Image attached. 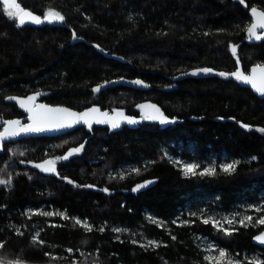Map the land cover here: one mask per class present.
Segmentation results:
<instances>
[{
	"label": "trees",
	"instance_id": "trees-1",
	"mask_svg": "<svg viewBox=\"0 0 264 264\" xmlns=\"http://www.w3.org/2000/svg\"><path fill=\"white\" fill-rule=\"evenodd\" d=\"M17 2L43 22L17 26L0 0L2 125L25 118L9 98L34 95V102L79 111L99 105L141 122L119 132L82 127L56 139L4 145L0 179L10 178L11 185H0V262L215 264L206 258L201 235L241 264H258L244 254L259 251L264 258V248L253 244L264 230L257 223L264 215V132L257 131L264 129V98L231 74L264 65V39L246 37L251 9L264 11V0ZM49 10L64 21L48 23ZM141 105H155L175 122L143 119L149 109ZM81 145L77 156L62 159ZM164 148L201 165L214 161L217 171L185 175ZM48 159L55 161V172L34 167ZM236 161L230 173L218 166ZM128 164L138 171L111 174ZM149 180L146 190L132 193ZM256 201H262L261 209L250 210L251 221H237L231 235L193 212L200 203L229 212ZM52 210L55 217L43 215Z\"/></svg>",
	"mask_w": 264,
	"mask_h": 264
},
{
	"label": "snow or ice",
	"instance_id": "snow-or-ice-1",
	"mask_svg": "<svg viewBox=\"0 0 264 264\" xmlns=\"http://www.w3.org/2000/svg\"><path fill=\"white\" fill-rule=\"evenodd\" d=\"M241 3H244V0H240ZM3 6L5 8L6 14L9 18H17L18 19V25L22 26L27 21H30L33 24H41L43 21L39 16L34 15L31 11H26L21 7V4L17 2V0H2ZM252 15L255 17V23L251 24L247 28V33L249 39H255V40H261L262 37L260 35H257L256 29H264V11L258 12L255 7L251 9ZM64 16L61 15L59 12L49 10L45 16L44 20H46L48 23H52L53 21L63 22ZM75 38V33L73 34ZM232 53L233 55L236 54V47H232ZM204 73H209L212 70L208 68H204L201 70ZM192 75H196V72L191 73ZM217 75L225 76V73H217ZM233 77H235L236 80L250 85L252 89H254L261 97H264V65H256L251 69L250 75H245L241 71H237L231 74ZM136 84H141L142 82L137 80L134 81ZM146 86V85H145ZM95 92H100L101 88L97 87L94 89ZM39 95V93L37 94ZM9 99H15L20 104L22 108L25 109L26 112H28V119L31 121V123L21 126L19 120H9L5 121V127L4 131L0 132V141H4L6 139L14 138L19 136L21 133H42L46 131H53V130H61V129H67L72 128L74 125L77 124H84L87 125L88 128L91 130L92 124H108L111 126L112 129H117L121 126V121H125L126 123L130 125H134L139 123V121L135 118L125 116V114L122 111H116L115 115L109 116L108 112H101L99 108L92 107L84 112H75L71 111L68 108L63 107H49L45 104H35L34 101L36 100V95L30 96L27 99H19V98H9ZM141 109H149V111L145 112L143 119L146 120H152V121H158L161 125L174 123V120H170L158 107L155 105H141ZM242 127H247L246 125H241ZM257 131L264 132V129H257ZM83 145H81L79 148L71 149L67 155L62 157V159L67 160L69 156H71L73 153H79L82 149ZM23 153H21L22 155ZM177 164H179V161H176ZM239 164V161L225 164L221 167V170L225 173H230L232 171H235L236 166ZM34 167L39 168L43 172H55V161L48 160L43 164H35ZM199 166L196 164H183L182 168L185 173V175L188 174H197L196 169ZM138 171V170H137ZM215 168H208L204 171L199 172V175H213L215 174ZM122 178V177H121ZM69 183H72V181H68ZM151 183V182H149ZM0 185H11V179H0ZM91 187V186H89ZM145 187L144 184L138 185L137 188H134L133 191L138 190V188ZM107 191V189H105ZM260 209H257L259 211ZM43 215L51 216L53 213L45 212ZM62 215V214H61ZM64 219H67V217H63ZM234 219V218H233ZM233 219L225 218L226 222L228 224L233 223ZM251 221L252 217L247 216L244 217L240 223L241 225L244 224V221ZM204 224H209L210 222L213 223V226L216 227L220 224L219 220L210 221L209 219H203L202 221ZM77 224H80V220H76ZM259 224L264 225V218H260L258 220ZM101 231L104 229L101 228ZM89 231H91V228H89ZM114 231H120V229H114ZM226 235H231L230 232L225 231ZM39 234L37 233V236ZM175 239V237H172ZM35 239V238H34ZM260 243L264 244V233H262L259 237L256 238ZM150 245H155L156 242L149 241ZM2 247V245H0ZM141 247H144V245H141ZM227 256V253L224 250L219 251V255L216 257H208L209 260L215 261V264H234V262L231 259H225ZM2 264V262H0Z\"/></svg>",
	"mask_w": 264,
	"mask_h": 264
},
{
	"label": "rangeland",
	"instance_id": "rangeland-1",
	"mask_svg": "<svg viewBox=\"0 0 264 264\" xmlns=\"http://www.w3.org/2000/svg\"><path fill=\"white\" fill-rule=\"evenodd\" d=\"M29 22L30 21L26 20V23H29ZM164 150H165V154H166L167 158L172 160V161H174V162L179 161L180 162L179 164H181V165L189 164V163L190 164H195V162L184 160V159H181L180 157H176V156L171 155L166 148H164ZM67 153L65 155H67ZM79 153H73L71 156H69V158L72 157L73 155L79 154ZM225 164H230V163L229 162H227V163L225 162ZM213 165L214 164H210L207 167V169L208 168H213L214 167ZM122 169H124V167H122ZM125 169H129V168L127 167ZM136 170H137L136 168L130 169V171H136ZM182 171H183V168H182ZM263 202H264V200H263ZM261 204H262V201H256V202H252V203L243 202V203L237 205L236 207L232 208L231 211L226 212V211H223L220 208L216 207L215 205L209 206L208 203H203V204L200 203V204H198V206L196 208H194L193 212H197L198 215H200L203 219H209L210 221L219 220L220 224L217 225L216 227L225 229L226 231L229 232V231H231V229L233 228V226L236 224L237 221L239 222V224H241L240 221L244 217L251 216L252 219H253L254 214L250 210L252 209L254 211H257V209H261ZM50 213H53V215H51V217H55L57 215V213L54 212L53 210ZM225 218H229V219H233L234 218L233 219V223L232 224H228L226 222ZM260 218H264V215L262 217H260ZM244 222H248V221L245 220ZM257 223H258V221H257ZM198 241L201 244L202 248L205 250L207 259H208V257H216V256H218L219 255V251L220 250H224L221 246L217 245L214 241H212V240H210V239H208L206 237H203L201 235L198 236ZM225 252L227 253V256H226L225 259H231L234 262V264H241V262H240V260L238 258L232 256V254L228 253L227 251H225ZM261 254H262L261 252L256 251V252H253L251 254H244V257L247 258L249 261H254L255 263L259 264L260 262H262L264 260V258L262 257ZM209 261L215 263V261H212V260H209ZM9 263L12 264L11 262H9Z\"/></svg>",
	"mask_w": 264,
	"mask_h": 264
},
{
	"label": "water",
	"instance_id": "water-1",
	"mask_svg": "<svg viewBox=\"0 0 264 264\" xmlns=\"http://www.w3.org/2000/svg\"><path fill=\"white\" fill-rule=\"evenodd\" d=\"M256 9H257L258 12L263 11V10L260 9V8H256ZM250 17H251V23H250V25H251V24L255 23V17L252 15V13H250ZM250 25H249V26H250ZM256 32H257V35H260V36L262 37V39H264V29L257 28V29H256ZM246 37L249 38V37H248L247 30H246ZM254 67H255V66H254ZM252 68H253V67H252ZM252 68H251V69H252ZM250 74H251V70L249 71L248 74H245V75H250ZM243 85L246 86L247 88H249V89H250L255 95H258L259 97H261V96H260V95H259L254 89H252V87H251L250 85H247V84H244V83H243ZM262 98H264V97H262ZM34 103H35V104H45V105H47V106H49V107H63V108H68L69 110H71V111H75V112H78V113H79V112H84V111H86V110H88V109H90V108H92V107H96V108H99L101 112H108L109 116H113V115H115V112H111V111H109V110H103V109L101 108V106H99V105H94V106H91V107H89V108H86V109H84V110L79 111V110L72 109V108H69V107H66V106H62V105H50V104H47V103L42 102V101H38V102H34ZM20 109H21L22 112L24 113V115H25V119H11V120H19L21 126L31 123V121L28 119V115H29L28 112H26L25 109L22 108L21 106H20ZM119 111H121V110H119ZM122 112L125 114V116L132 117V118L137 119V120L139 121V123L134 124V125H130V124L126 123L125 121H121V126H120L119 128H117V129H112L111 126L108 125V124H95V123H93V124H92V128H94V127H97V128H107V129H110V130H112V131L119 132V131H122V130H123L124 128H126V127H129V128H135V127H137V126L140 124V122H141L140 119H138L137 117H134V116H132V115H129V114H127V113L124 112V111H122ZM8 121H9V120H8ZM5 126H6L5 123H4L3 125L0 123V132H3V131H4V127H5ZM82 127H83V128H87V129H89L87 125H84V124H77V125H74L72 128L61 129V130L46 131V132H42V133H27V134H26V133H21V134H20L19 136H17V137L10 138V139H6V140H4V141H0V149H2V148L4 147V145H6L7 143H11V142L15 143V142H18V141H20V140L31 139V138H41V137H49V138L52 137V138H54V137H59V136L66 135V134H68V133L74 132L75 130H77V129H79V128H82ZM92 128H91V129H92ZM149 182H151V183H149ZM141 184H144L145 187H143V188H138V190L133 191L134 188H137V186H138V185H141ZM152 184H153V182H152L151 180H149V181H145V182H142V183H139V184H137V185L132 189V192H133L134 194L139 193V192H141V191L146 190V189H147L149 186H151ZM262 233H264V230L261 231L260 233H258L257 235H255V236L253 237V244L256 245V246H258V247L264 248V244L260 243V242L256 239V238L259 237Z\"/></svg>",
	"mask_w": 264,
	"mask_h": 264
},
{
	"label": "flooded vegetation",
	"instance_id": "flooded-vegetation-1",
	"mask_svg": "<svg viewBox=\"0 0 264 264\" xmlns=\"http://www.w3.org/2000/svg\"><path fill=\"white\" fill-rule=\"evenodd\" d=\"M25 119V118H24ZM69 134V133H68ZM67 135V134H66ZM62 136H65V135H62ZM59 137H61V136H59ZM59 137H54V138H52V139H56V138H59ZM78 154H75V155H73L72 157H70L69 159H67L66 161H70L71 160V158H74L75 156H77ZM48 160H50V159H48ZM47 160V161H48ZM191 162H195V164H197L199 167L195 170L196 171V173H198L199 174V172H201V171H204L205 169H207V167L210 165V164H214L213 166V168H215V170L217 171V168H216V164H215V162L213 161L212 163H210L209 161H203V164L201 165L200 163H198V161L197 160H193V161H191ZM69 163V162H68ZM225 164V162H221L218 166L220 167V170H221V166H223L224 164ZM129 168V169H125V168ZM132 168H136V169H138V167L137 166H132V164H128V165H126V166H124V169H122V167H120V169L119 170H117L116 172L117 173H115V170H110V172H111V174L113 175V176H115V175H118V174H120V175H122V176H125L126 174H128L129 173V171H130V169H132ZM55 169H56V165H55ZM216 171H215V173H216ZM222 171V170H221ZM49 173H51V172H49ZM207 175V174H206ZM203 176H205V175H203ZM133 193V192H132ZM140 193V192H139ZM136 194H138V193H136Z\"/></svg>",
	"mask_w": 264,
	"mask_h": 264
},
{
	"label": "built area",
	"instance_id": "built-area-1",
	"mask_svg": "<svg viewBox=\"0 0 264 264\" xmlns=\"http://www.w3.org/2000/svg\"><path fill=\"white\" fill-rule=\"evenodd\" d=\"M63 217H67V219H69V217H68L67 214H62V218H63ZM63 219H64V218H63ZM76 220H80V222H81L80 224H81V225L87 226V222H86V221H85V222H82L81 219L78 218V217H75V218H74V221H75V222H76Z\"/></svg>",
	"mask_w": 264,
	"mask_h": 264
}]
</instances>
